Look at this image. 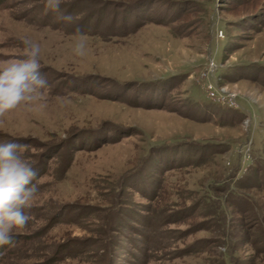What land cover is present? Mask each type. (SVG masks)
Segmentation results:
<instances>
[{
	"label": "rangeland",
	"instance_id": "rangeland-1",
	"mask_svg": "<svg viewBox=\"0 0 264 264\" xmlns=\"http://www.w3.org/2000/svg\"><path fill=\"white\" fill-rule=\"evenodd\" d=\"M60 12L0 0V65L27 38L49 84L0 115L38 176L0 264H264V0Z\"/></svg>",
	"mask_w": 264,
	"mask_h": 264
},
{
	"label": "clouds",
	"instance_id": "clouds-1",
	"mask_svg": "<svg viewBox=\"0 0 264 264\" xmlns=\"http://www.w3.org/2000/svg\"><path fill=\"white\" fill-rule=\"evenodd\" d=\"M62 0H43L45 11L56 12V19L72 23L71 13L60 12ZM71 52L75 57L86 54V42L79 26ZM19 58L0 65V115L21 105L43 107L42 92L49 87L40 71V45L25 38ZM25 145L15 139L0 141V245L14 243V230L31 219L26 211L38 193V176L32 162L24 156Z\"/></svg>",
	"mask_w": 264,
	"mask_h": 264
}]
</instances>
